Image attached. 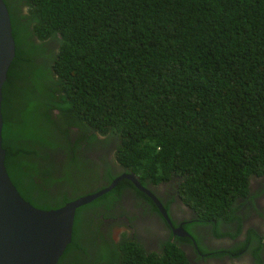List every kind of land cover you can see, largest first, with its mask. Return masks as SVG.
Segmentation results:
<instances>
[{"label":"trees","instance_id":"obj_1","mask_svg":"<svg viewBox=\"0 0 264 264\" xmlns=\"http://www.w3.org/2000/svg\"><path fill=\"white\" fill-rule=\"evenodd\" d=\"M4 2L15 56L2 146L19 193L49 209L123 171L143 185L174 181L194 213L182 240L197 224L243 233L239 259L251 249L264 264V230L244 223L264 222L250 189L264 174V0ZM128 186L146 195L122 178L76 209L57 264H196L173 240L147 250L125 232L114 238L104 218L131 220L115 209Z\"/></svg>","mask_w":264,"mask_h":264},{"label":"water","instance_id":"obj_2","mask_svg":"<svg viewBox=\"0 0 264 264\" xmlns=\"http://www.w3.org/2000/svg\"><path fill=\"white\" fill-rule=\"evenodd\" d=\"M14 56L15 40L10 14L4 0H0V264H57L71 241L76 209L111 190L122 178L129 179L148 194L169 219L165 208L141 184L133 171H123L106 186L79 195L55 208L34 206L19 193L6 170L5 149L2 146V87ZM173 233L189 236L180 225L173 229Z\"/></svg>","mask_w":264,"mask_h":264},{"label":"flooded vegetation","instance_id":"obj_3","mask_svg":"<svg viewBox=\"0 0 264 264\" xmlns=\"http://www.w3.org/2000/svg\"><path fill=\"white\" fill-rule=\"evenodd\" d=\"M166 183L168 182L162 181L157 184L149 183L144 186H146L153 193V196L159 200L165 208L169 219L162 214L155 201L148 194L145 193L146 195L142 196L131 186L124 188L122 192H120L121 199L115 209L117 210L122 207L129 210L127 215L131 217V220H129L124 214L120 216L123 217L126 226L131 228L130 232L128 229L127 231L132 238L139 241L147 250H159L162 247L161 243L166 242L167 240L178 242L187 248L191 257L196 260V264H247V262L251 260V258H248L247 261V259L244 258V262L243 260L241 261L239 257L243 252L237 255L240 251L241 244L245 240L243 233L237 236L228 234L216 236L214 233H211L210 231L205 230L204 227H201V224H197L195 227L196 234L192 238H188L190 240H182V236L175 235L173 233V229L177 228L179 225L185 228L188 224H192L191 217L194 213L189 208V214L183 213L180 207L182 199L177 192V183H173L174 191L167 189L165 187ZM116 221L117 217L104 218V222L108 226L112 225ZM255 221L257 222L256 219ZM223 226L224 224H222V227ZM205 231L207 232L206 235ZM197 234L199 237L203 238L202 242L206 246L205 251H202L198 246V240L196 238L198 237ZM152 236L157 237L153 238ZM213 248L221 251L231 249V253L220 252L212 254L214 252ZM248 251L251 253V249H248Z\"/></svg>","mask_w":264,"mask_h":264},{"label":"rangeland","instance_id":"obj_4","mask_svg":"<svg viewBox=\"0 0 264 264\" xmlns=\"http://www.w3.org/2000/svg\"><path fill=\"white\" fill-rule=\"evenodd\" d=\"M93 155H95V154H93ZM106 159H107V161L112 162L110 153L108 154ZM173 183H174V181H170V182L166 183L165 187L167 189H169V190L174 191ZM263 187H264V175L252 176L250 178L251 193L252 194L256 193V195H255L253 200L255 202L257 201V203L261 205V208H264V191H262V192H258V191H260ZM180 207H181V210L183 211V213H185V214L188 213V210L186 209V206L182 202L180 203ZM250 212L251 211L246 212V213H250ZM255 219L259 220L260 229L264 230V222H263V219L261 217L252 216L251 215V216H249L248 219L244 218V223L254 225V223H256ZM110 228H111V233H112V235L114 236L115 239L120 238L122 232H125V233L129 234V232L131 231L130 230L131 228L126 226V223L124 222L123 217H121V216L117 217V221L115 223H113L110 226ZM127 229L129 230V232L127 231ZM204 229L208 231V229L206 227H204ZM206 234H207V232L205 231V235ZM152 237L156 238L157 236H152ZM201 239H203V238L201 237ZM244 256H245L244 258H246L247 261H248V258H251V260L248 261L247 264H256L254 262V256L249 251L245 252ZM243 262H244V259H243Z\"/></svg>","mask_w":264,"mask_h":264},{"label":"clouds","instance_id":"obj_5","mask_svg":"<svg viewBox=\"0 0 264 264\" xmlns=\"http://www.w3.org/2000/svg\"><path fill=\"white\" fill-rule=\"evenodd\" d=\"M260 175H264V174H260ZM253 176H259V175H253ZM252 177V176H251ZM251 189V188H250ZM189 207L188 206H186V209L188 210V213L187 214H189V209H188ZM191 210V209H190ZM192 211V210H191ZM210 225H207V226H201V227H206V228H208ZM182 227V226H181Z\"/></svg>","mask_w":264,"mask_h":264}]
</instances>
